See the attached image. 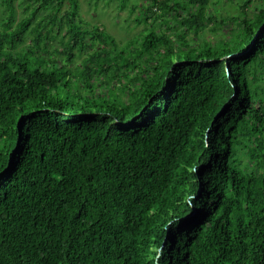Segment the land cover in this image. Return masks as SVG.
<instances>
[{"label":"trees","instance_id":"1","mask_svg":"<svg viewBox=\"0 0 264 264\" xmlns=\"http://www.w3.org/2000/svg\"><path fill=\"white\" fill-rule=\"evenodd\" d=\"M14 1L0 264H264V0L221 17L149 0L123 45L83 26L78 0H25L18 20Z\"/></svg>","mask_w":264,"mask_h":264},{"label":"rangeland","instance_id":"2","mask_svg":"<svg viewBox=\"0 0 264 264\" xmlns=\"http://www.w3.org/2000/svg\"><path fill=\"white\" fill-rule=\"evenodd\" d=\"M149 0H127L120 3L119 0H78L79 9L78 18L81 19L83 26L90 28L92 25L103 27L109 34H111L116 43L123 45L129 38H133L137 33L143 31L146 23L142 20H135L134 17L138 16L141 7L147 4ZM243 0H209L206 11L218 17L227 15H237L240 4ZM255 2H252L248 9L252 8ZM34 5V3H31ZM25 0L14 1L15 19H20L24 15L23 9ZM67 3L64 4L62 9H66ZM45 11L40 10L37 17L45 14ZM3 13L0 9V19H3ZM158 25L156 21L152 22ZM232 25L224 26L231 27ZM221 31L217 30L212 32L208 29L198 34L200 39L215 40L219 37ZM28 39H25L22 45H29ZM58 41H54L52 46H57ZM85 52H75V58L69 64L71 68L77 67L81 64Z\"/></svg>","mask_w":264,"mask_h":264}]
</instances>
